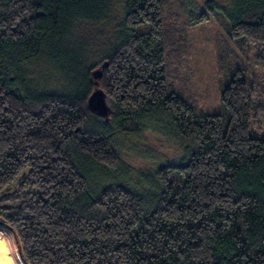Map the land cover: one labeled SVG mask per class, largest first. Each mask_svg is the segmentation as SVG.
Returning <instances> with one entry per match:
<instances>
[{
    "label": "trees",
    "instance_id": "obj_1",
    "mask_svg": "<svg viewBox=\"0 0 264 264\" xmlns=\"http://www.w3.org/2000/svg\"><path fill=\"white\" fill-rule=\"evenodd\" d=\"M110 1L0 0V220L12 226L23 260L264 264V136L250 134L256 82L236 67L221 90L227 116L199 113L192 99L168 90L169 0H125L121 31L80 73L78 88L68 78L82 54L68 33L77 20L106 18ZM229 1V9L209 10L226 12L236 47L261 46L264 72V0ZM43 55L75 91L32 85L26 66ZM228 58L222 65L237 63ZM98 66L109 122L87 106ZM153 127L177 140L182 156L160 163L138 189L114 134Z\"/></svg>",
    "mask_w": 264,
    "mask_h": 264
},
{
    "label": "rangeland",
    "instance_id": "obj_2",
    "mask_svg": "<svg viewBox=\"0 0 264 264\" xmlns=\"http://www.w3.org/2000/svg\"><path fill=\"white\" fill-rule=\"evenodd\" d=\"M110 3L111 10L106 18L77 20L69 31L71 33H68V42L82 54V64L75 67L72 78H68L72 83L78 81L80 73L92 68L106 56L122 29L125 0H111ZM211 6L229 9L230 1L189 0L188 3H179L178 0H169L163 7L165 35L174 48L167 49L169 54L166 55L168 90L182 94L183 98L192 99L199 113H221L227 116L222 104L221 90L231 79L236 67L243 69L240 73L249 83L256 82L255 87L258 86L252 103L253 124L250 134L263 137L264 72L262 66L260 67L263 60L260 55L261 46L250 42L249 46L241 44L236 47L225 31V25L229 22L226 12L209 10ZM202 11L208 12L205 14L207 17L197 22L196 19ZM225 58L237 63L232 66L228 63L222 65ZM60 69L62 68L58 64H51L45 55L26 66L32 85L46 92L62 94L75 91V85L79 88L78 84L67 82ZM63 72L66 76L71 73L69 69H63ZM114 135V146L123 165L129 169L127 180L138 189H145L144 181L160 163L176 162L182 156L179 142L156 127L140 133L116 132ZM12 231L14 232L13 229ZM14 236L18 247L20 241L15 232Z\"/></svg>",
    "mask_w": 264,
    "mask_h": 264
},
{
    "label": "water",
    "instance_id": "obj_3",
    "mask_svg": "<svg viewBox=\"0 0 264 264\" xmlns=\"http://www.w3.org/2000/svg\"><path fill=\"white\" fill-rule=\"evenodd\" d=\"M101 75H102L101 66H98L91 70V79H92L93 87L87 99V106L92 113L99 115L106 120H109L111 108L109 103L107 102L105 92L100 87L99 79ZM0 223L6 224L3 220H0ZM18 249L22 257V245L20 242L18 243Z\"/></svg>",
    "mask_w": 264,
    "mask_h": 264
},
{
    "label": "bare ground",
    "instance_id": "obj_4",
    "mask_svg": "<svg viewBox=\"0 0 264 264\" xmlns=\"http://www.w3.org/2000/svg\"><path fill=\"white\" fill-rule=\"evenodd\" d=\"M0 264H26L21 258L12 229L0 223Z\"/></svg>",
    "mask_w": 264,
    "mask_h": 264
}]
</instances>
